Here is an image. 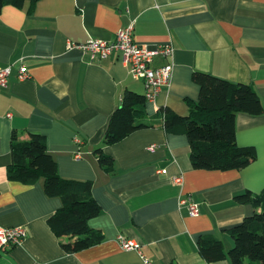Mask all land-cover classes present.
I'll list each match as a JSON object with an SVG mask.
<instances>
[{"label":"crops","instance_id":"1","mask_svg":"<svg viewBox=\"0 0 264 264\" xmlns=\"http://www.w3.org/2000/svg\"><path fill=\"white\" fill-rule=\"evenodd\" d=\"M130 24L137 44L173 48L172 57H156L152 64H172L173 76L147 102L142 120L151 127L107 146L104 136L124 93L145 95V84L132 76L121 53L95 62L68 45L113 41ZM21 65L29 72L24 81L17 79ZM8 66L9 83L0 86V226L21 227L27 237L0 249V264H145L143 257L150 264H209L198 249L205 235L221 240L226 253L233 248L231 229L255 211L235 197L264 190V113L236 118L237 144L254 147L256 160L242 170L207 171L193 169L187 136L168 134L159 112L189 115L199 98L195 72L250 85L264 104V0H40L6 6L0 14V68ZM13 133L24 141L30 133L43 135L62 178L92 182L101 213L89 225L104 235L100 244L64 251L72 239L56 237L47 222L61 200L46 195L43 180L26 185L8 178ZM98 148L113 158L112 170L99 165ZM178 176L181 185L174 181ZM184 197L199 206L197 216L180 206ZM119 236L138 243L140 251L123 250Z\"/></svg>","mask_w":264,"mask_h":264},{"label":"trees","instance_id":"2","mask_svg":"<svg viewBox=\"0 0 264 264\" xmlns=\"http://www.w3.org/2000/svg\"><path fill=\"white\" fill-rule=\"evenodd\" d=\"M40 0H0V14L6 6L22 8ZM193 82L199 87L198 102L190 104L188 116H180L169 108L159 114L168 134L185 135L190 145L193 169L207 171L242 170L257 158L254 147H240L236 141V118L239 114L259 116L264 104L254 88L234 83L211 74L195 72ZM147 100L144 95L127 90L119 107L111 116L103 144H117L131 134L151 127L144 123ZM12 163L8 178L26 185L43 180L44 191L50 198H59L61 207L48 218V226L58 238L70 237L64 251L76 253L104 240L101 231L90 227L89 221L101 213V206L92 196V182L64 179L58 165L48 152L45 137L30 133L21 140L13 133ZM94 155L102 168L112 170L114 160L102 148ZM240 204L251 205L255 211L230 231L233 248L226 253L221 240L212 235L198 241L200 255L209 264L228 261L229 264H264V190L250 191L235 197ZM263 210V211H259Z\"/></svg>","mask_w":264,"mask_h":264},{"label":"built area","instance_id":"3","mask_svg":"<svg viewBox=\"0 0 264 264\" xmlns=\"http://www.w3.org/2000/svg\"><path fill=\"white\" fill-rule=\"evenodd\" d=\"M69 49L81 50L88 55L91 61L102 62L114 53L119 52L123 56L124 63L129 67L132 76L135 79L144 82L146 91L145 98L147 102H154L164 87H168L173 76V65L164 64L159 67H153V61L156 57L169 59L173 55V48L170 45L162 46H141L134 40V24L117 32L115 40L106 41L102 39L91 38L85 43H69ZM12 74V66L0 68V86L6 87ZM29 78V72L24 65L18 69L17 79L24 81ZM8 116H11L10 114ZM155 146L150 150L154 151ZM77 159L81 156L78 153ZM177 184L183 183L182 176L174 178ZM180 206L188 209L191 216L199 214V206L191 197L180 199ZM27 237V232L21 227L5 228L0 226V249H10L23 242ZM118 242L123 250L140 251V245L133 240H127L119 236ZM145 264H150L144 257Z\"/></svg>","mask_w":264,"mask_h":264},{"label":"rangeland","instance_id":"4","mask_svg":"<svg viewBox=\"0 0 264 264\" xmlns=\"http://www.w3.org/2000/svg\"><path fill=\"white\" fill-rule=\"evenodd\" d=\"M260 212L263 211V210H259Z\"/></svg>","mask_w":264,"mask_h":264}]
</instances>
